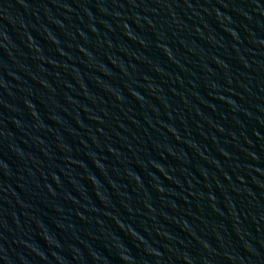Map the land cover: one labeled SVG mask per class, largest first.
<instances>
[{"label":"water","instance_id":"95a60500","mask_svg":"<svg viewBox=\"0 0 264 264\" xmlns=\"http://www.w3.org/2000/svg\"><path fill=\"white\" fill-rule=\"evenodd\" d=\"M0 264H264V0H0Z\"/></svg>","mask_w":264,"mask_h":264}]
</instances>
